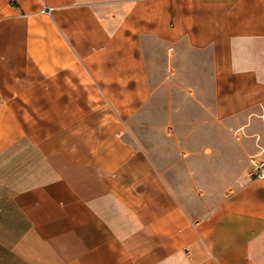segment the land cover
Here are the masks:
<instances>
[{"label":"crops","instance_id":"obj_1","mask_svg":"<svg viewBox=\"0 0 264 264\" xmlns=\"http://www.w3.org/2000/svg\"><path fill=\"white\" fill-rule=\"evenodd\" d=\"M150 38L209 57L188 121L152 116ZM253 157L264 0H0V264H264Z\"/></svg>","mask_w":264,"mask_h":264},{"label":"rangeland","instance_id":"obj_2","mask_svg":"<svg viewBox=\"0 0 264 264\" xmlns=\"http://www.w3.org/2000/svg\"><path fill=\"white\" fill-rule=\"evenodd\" d=\"M145 47L151 64L150 77L153 88H156L159 84H163L164 81V83L168 84L166 88L162 87L161 91L157 92V100H155V106L151 110L152 116L157 119V117H160L161 113L163 115L166 111L168 112V110H173V108H183L185 110V115L180 119V121H188L191 104L186 99H183L182 95L185 94L195 100L196 93L193 92L190 88H193V86L196 85L199 87H203L202 91L199 92L201 97H198L197 101L195 100L197 105L202 109L203 104H212L213 98L211 89L213 80L212 75L210 74L209 57L206 54L203 55L186 50L185 56L182 57V60L179 62L181 73L172 71V73L168 74L167 72L165 74V65L167 61L165 58L164 45L159 40L155 38H150L146 40ZM170 74L171 76L169 77ZM180 85H186L187 89L182 93L173 90L174 88L180 90ZM158 120H155V122L153 123L154 126L165 125V117H162L160 121ZM166 124L167 127L165 128V130L169 131L170 127H172V124L169 122ZM235 138L238 139L237 135L235 136ZM250 158L251 157L250 155H248L247 149L246 170L248 169V166L250 164ZM216 166L223 167V162H217ZM220 184H224V181H221ZM215 204L216 203L214 197L213 200L209 201L208 203L197 204L194 208L197 214H200L204 211L205 208H207V206L212 207Z\"/></svg>","mask_w":264,"mask_h":264},{"label":"built area","instance_id":"obj_3","mask_svg":"<svg viewBox=\"0 0 264 264\" xmlns=\"http://www.w3.org/2000/svg\"><path fill=\"white\" fill-rule=\"evenodd\" d=\"M252 166L248 175L255 179H264V159L257 160L255 157L251 160Z\"/></svg>","mask_w":264,"mask_h":264}]
</instances>
